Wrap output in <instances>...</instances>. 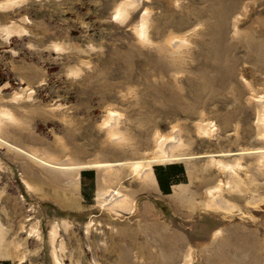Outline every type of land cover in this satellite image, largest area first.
<instances>
[{"label":"rangeland","instance_id":"374dc122","mask_svg":"<svg viewBox=\"0 0 264 264\" xmlns=\"http://www.w3.org/2000/svg\"><path fill=\"white\" fill-rule=\"evenodd\" d=\"M12 1L21 2L0 9V28L14 32L7 39L0 33V110L11 115L0 133L8 143L56 150L50 158L63 166L94 161L109 146L101 127L107 112L128 161L150 157L154 140L175 129L190 142L182 151L198 157V168L206 155L235 142V131L238 147L250 141L256 106L249 96L264 94V0H142L125 19L114 18L124 0L0 4ZM174 40L181 43L173 46ZM200 121L215 124L212 137L197 135ZM119 145L109 148L117 153ZM171 164L182 174L167 193L155 176L156 191L139 192L134 212L115 216L95 204L102 185L94 169L82 170L74 187L0 147V264H159L154 220L142 218L143 205L162 229L187 239L192 264H205L217 230L231 240L234 228L244 229L251 233L240 237L246 243L264 245V202L246 205L250 194L227 198L239 210L232 215L174 211L168 198L173 187L189 183L190 169L173 161L154 165V175ZM106 184L110 191L118 187ZM122 184L139 190L134 179ZM258 187L252 194L264 199V184Z\"/></svg>","mask_w":264,"mask_h":264},{"label":"bare ground","instance_id":"6f19581e","mask_svg":"<svg viewBox=\"0 0 264 264\" xmlns=\"http://www.w3.org/2000/svg\"><path fill=\"white\" fill-rule=\"evenodd\" d=\"M141 1L124 0L120 2L114 10V18H127L141 4ZM20 2L12 1L0 4V9H8L11 6L18 5ZM145 29V19L142 14L136 29V34L141 40L146 37ZM0 33L4 34V39L14 34L13 30L9 28H0ZM180 43L181 41L174 40L172 45L178 46ZM14 99L21 100L22 94H16ZM249 100L256 106L253 108L254 119L251 125L253 133L250 141L247 145L245 144L246 146L238 147L235 142L239 140V137L238 132L235 131V142H230L227 149H221L215 153L206 155L203 165H200L199 168L194 166V161L198 157L182 151L183 147L190 145V142H186L185 144L181 138L180 131L177 129L154 140L155 150L153 149L150 157L138 161H128L124 157L125 145L121 144L123 141L122 136L119 132L114 131L115 119L112 121L113 114L110 112H107L108 119H105L106 121L101 126L107 129L105 142L109 146L120 144V149L119 152L115 153L112 147L109 148L108 146L109 149L103 148L98 154L99 159L94 161L87 160L63 166L50 158L53 157V152H56V150L49 148L33 150L21 147V145L16 147L8 143L1 133L0 147L13 150L40 165L54 176L56 182L68 179L71 186L74 187L80 183V172L82 170L94 169L96 171V180L102 185L101 191L96 195L95 204L115 216H120L124 213L126 215L132 214L135 206L134 197L139 192L156 191L157 183L153 172L154 165L183 161L187 166V170L190 169L189 183L172 188L168 200L171 202L173 210L178 211L181 215L186 214V216L195 210L232 215L239 212L236 204L227 199L233 196V194H250V199L245 202L246 205L254 208L256 206L259 207L264 202V199L252 194L259 185L264 184V94H251ZM10 119L11 115L7 110H0V132L3 124ZM195 128L199 137H212L217 131V127L212 122H196ZM38 142L41 143V141ZM173 149L176 152H173ZM110 151H113L112 154ZM211 169H214L215 173H211ZM127 178L139 182L140 185L137 192L127 190L123 186L122 183ZM106 183H117L118 187L116 191L105 189L103 186ZM236 200L240 201V198ZM141 216L142 218L149 217L154 220L151 242L156 248V252H158L159 264L161 262H165L166 264H192L193 252L184 236L178 235L176 231L172 234L162 229L158 219L154 218L156 216H154L152 208L147 205L141 207ZM222 232L220 230L214 232V240L210 246L209 253L203 256V263L264 264V245L255 243L254 246H251L249 243H246L247 240L240 238L247 237L248 234H251L250 232L234 228L230 232L232 235L230 237L231 240L229 237L221 236ZM253 234L252 237L257 238ZM162 235L166 236L167 240L164 241ZM183 242L185 244L181 247ZM2 246L3 242L0 240V248Z\"/></svg>","mask_w":264,"mask_h":264},{"label":"trees","instance_id":"16d2710c","mask_svg":"<svg viewBox=\"0 0 264 264\" xmlns=\"http://www.w3.org/2000/svg\"><path fill=\"white\" fill-rule=\"evenodd\" d=\"M3 81L4 79L0 78V84L3 83ZM155 171V176L160 190L167 193L170 183L175 181L176 178L182 174V167L171 164L166 167H156ZM85 174L90 176L89 173Z\"/></svg>","mask_w":264,"mask_h":264}]
</instances>
